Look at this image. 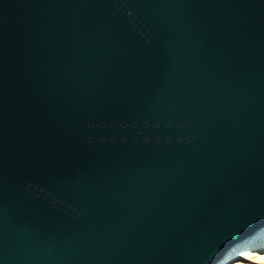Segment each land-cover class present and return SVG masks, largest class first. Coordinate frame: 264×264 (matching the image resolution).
<instances>
[{
    "label": "water",
    "instance_id": "obj_1",
    "mask_svg": "<svg viewBox=\"0 0 264 264\" xmlns=\"http://www.w3.org/2000/svg\"><path fill=\"white\" fill-rule=\"evenodd\" d=\"M264 223V0H0V264H212Z\"/></svg>",
    "mask_w": 264,
    "mask_h": 264
},
{
    "label": "bare ground",
    "instance_id": "obj_2",
    "mask_svg": "<svg viewBox=\"0 0 264 264\" xmlns=\"http://www.w3.org/2000/svg\"><path fill=\"white\" fill-rule=\"evenodd\" d=\"M212 264H264V223L232 242Z\"/></svg>",
    "mask_w": 264,
    "mask_h": 264
}]
</instances>
